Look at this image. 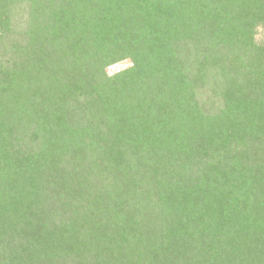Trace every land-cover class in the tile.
Here are the masks:
<instances>
[{
	"label": "trees",
	"instance_id": "16d2710c",
	"mask_svg": "<svg viewBox=\"0 0 264 264\" xmlns=\"http://www.w3.org/2000/svg\"><path fill=\"white\" fill-rule=\"evenodd\" d=\"M0 264H264V0H0Z\"/></svg>",
	"mask_w": 264,
	"mask_h": 264
},
{
	"label": "rangeland",
	"instance_id": "374dc122",
	"mask_svg": "<svg viewBox=\"0 0 264 264\" xmlns=\"http://www.w3.org/2000/svg\"><path fill=\"white\" fill-rule=\"evenodd\" d=\"M258 37H260V32L258 34ZM130 65H131L130 61L120 62V63H117L115 65H112V66L108 67L106 69V72H107V74L109 76H113V75L117 74L118 72H121V71L125 70Z\"/></svg>",
	"mask_w": 264,
	"mask_h": 264
}]
</instances>
